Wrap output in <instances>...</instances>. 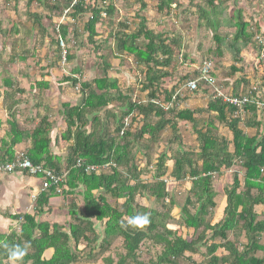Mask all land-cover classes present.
Here are the masks:
<instances>
[{"label": "trees", "instance_id": "trees-1", "mask_svg": "<svg viewBox=\"0 0 264 264\" xmlns=\"http://www.w3.org/2000/svg\"><path fill=\"white\" fill-rule=\"evenodd\" d=\"M74 1L75 5L72 6ZM88 1L93 2L94 6H87ZM137 1L142 9L146 8L144 0ZM215 1L207 0L211 7L210 13L217 15ZM34 2L44 5L50 11H59L57 5L48 7L44 0H29L28 4ZM67 2L68 7H72L73 18L90 13L86 30L90 42L94 43L97 37L96 26L101 23L102 14L112 17L114 8L111 5L103 8L108 0ZM174 4L175 0H159L157 9L159 12H170ZM200 12L201 17L209 21V28L217 31L220 23L216 16L211 20L208 18L209 12L201 9ZM29 18L37 28L42 29V18L39 15L29 14ZM230 20L236 31L228 46L234 52L236 62L240 63L242 49L251 44L252 35L248 32L249 24L242 18L241 11H235ZM58 32L60 41H66L69 27L60 25ZM114 39L119 55L132 57L143 69L142 91L146 92L147 101L134 103L123 97L118 82L111 79L106 71L104 77L90 83L80 84L77 79L64 78L65 82H71L74 87L81 86L82 101L76 106L68 103L62 105L66 129L61 138L68 143V156L63 169L60 167V159L50 150V134L54 123L50 122L49 116H45L34 130L21 129L16 110L21 103L17 95L24 91L15 89L10 80L4 81L5 87L9 89L3 95V109L8 115L9 140L1 141L0 165L14 160V148L17 145L30 142L26 156L34 165H43L57 174L67 171L68 175L59 187L49 188L35 200L34 215L11 217L19 222V233L13 231L9 235H0V264H4L7 258L2 247L4 243L23 244L26 241L31 243V248L25 264H82L83 261L86 264H185L195 261L194 257L199 254L203 260L194 264H264V215L258 211L264 207V132L261 123L256 120L246 122L248 128L256 130L254 136L246 135L240 128L243 121L241 115L255 116L258 107H264V103L258 99L257 91L252 89L244 93L231 89L226 92L222 89L228 98L241 100L247 97L248 103L242 108L215 98L209 100L204 111L179 109L176 101L180 97L176 89L168 92L161 87L163 80L170 78L174 61L172 42H176L169 43L162 34L148 30L144 19L136 33H122L115 35ZM215 39L222 43L217 35ZM140 40H144L142 46L138 45ZM72 59L71 55L65 58L66 61ZM205 63L211 64L209 76L214 78L213 64L205 61L190 77L186 75L183 78L186 93L195 94L200 90L212 94L215 92L213 87L199 80ZM103 64L109 69L106 60ZM231 69L234 74L241 72L235 66ZM194 80L198 81V88L191 92L186 85ZM215 83L217 87L216 80ZM36 87L39 90L43 87L49 89L50 85L40 81ZM115 101H128L125 106L119 107V114L107 110ZM201 112L216 114V122L226 126L231 139L220 137L215 121L204 119L201 116L204 113ZM111 120L115 125L113 130ZM182 123L190 126L197 136L201 163H194L193 152L181 149L172 159L174 166L169 176L166 172L169 159L163 153L158 158V172L154 181L142 182L137 173L141 171L139 162L142 158H148L147 153L143 154L148 148L143 145L147 142L156 143L167 130L171 131L174 141H178ZM2 125L0 121V128ZM78 161L82 162V167H77ZM238 165L243 170V180L239 172L233 174L232 186L225 189L226 207L223 217L217 224L211 225L206 222V218L216 208L213 177H220ZM87 167L105 169L87 173ZM168 178L174 182L191 180L190 193L198 206L191 213L188 206L192 201L188 198L186 206L181 210L183 230L191 233V239H186V233L181 229L174 231L163 227V233L158 234L160 222L156 218H161L160 215L136 204L138 193L144 195L146 192L164 204L169 198L166 190ZM79 189L83 210H78L76 201L70 204L68 216L72 222L68 231L58 224L38 220L51 213L52 198L67 195V198L73 199ZM144 213L150 216V223L143 229L124 226L127 223L126 217ZM96 223L104 227L102 238L96 230ZM208 232L211 237L207 240ZM92 243L95 244L93 249L96 257L90 253L92 249L87 251ZM82 244L85 247L80 248ZM146 244L162 247L155 261L145 263L141 260L139 252ZM202 249H205V253H201ZM49 250H53V255L47 258L45 254ZM110 252L116 255L117 260L107 255Z\"/></svg>", "mask_w": 264, "mask_h": 264}, {"label": "rangeland", "instance_id": "rangeland-1", "mask_svg": "<svg viewBox=\"0 0 264 264\" xmlns=\"http://www.w3.org/2000/svg\"><path fill=\"white\" fill-rule=\"evenodd\" d=\"M44 1L48 7L57 5L59 11H50L37 2L29 5V0H0V116L3 118L6 115L3 109V95L9 89L5 87L4 81L10 80L15 89L24 91L23 94L17 95L21 103L16 108L21 129L34 130L40 119L45 116H49L54 122V128L50 134L52 139L50 150L53 155L57 154L54 156L60 159L62 169L65 168L68 156V143L61 138L66 129L62 105L68 103L76 106L82 101L81 86L74 87L71 82H65L64 78L77 79L80 84L90 83L104 77L106 71L111 79L118 82L123 97L133 100L134 103H146V92L142 91L143 69L132 57L119 55L114 39L115 35L119 36L122 33H136L142 19L148 30L155 34H162L169 43L176 42L174 44L172 42L174 61L170 78L163 80L161 87L168 92L176 89L180 97L176 101L179 109L204 111L209 100L216 98L215 92L212 94L200 90L195 94H189L184 89L183 78L186 75L190 77L205 61H211L213 64L214 78L220 91L224 89L230 92L231 89H235L248 93L253 89L257 91L260 102L264 103V0H216L217 15L210 13L211 7L207 0H175L170 12L158 11L159 0H144L145 9L141 8L137 0H108L103 8L111 5L114 8V14L112 17L106 13L102 14V21L96 26L97 37L94 38V43L90 42L86 30L90 13L73 18V10L72 7H68L67 0ZM87 6L93 7L94 3L88 1ZM200 9L209 12L208 18L211 20L216 16L220 23L217 31L209 28V21L201 17ZM235 11H241L242 18L249 24L248 32L252 35L251 44L242 49L240 63L236 62L235 54L228 46L236 31L230 20ZM29 14H37L42 18V29L33 24ZM60 25L69 27L66 41H60L58 32ZM215 35L222 43L215 39ZM57 43L60 45L58 46ZM143 43L144 40H140L138 45L142 46ZM67 55H71L73 59L66 61ZM104 60L109 64V69L104 66ZM233 66L241 69V72L234 74L231 69ZM40 81H45L50 88L37 89L36 84ZM126 103L128 101L125 103L115 101L107 110L119 114V107L125 106ZM201 116L215 121L217 134L220 137L231 139V133L226 126L216 122V114L205 112ZM241 116L243 121L240 128L246 135L257 134L256 130L246 126L248 120L259 121L264 132V107H258L255 116ZM110 123L113 130L115 125L112 120ZM180 127L178 141H174L171 131L167 130L162 133L160 140L156 143L147 142L143 145L148 148L143 151V154L147 153L148 158H142L139 162L141 171L137 173L142 182L154 181L158 172V158L163 153L167 154L169 159L166 164V172L169 176L174 166L172 159L181 149L185 152H193L194 163L197 165L201 163L198 156L200 150L197 136L190 126L182 123ZM7 129L9 130V127ZM6 133L4 127L0 128V145L3 139L9 140ZM24 144L19 152L27 153L30 142ZM235 172H239L243 180V170L239 165L220 177H213L216 208L211 210L210 216L206 218L207 223L215 225L222 219L226 207L225 189L232 186V176ZM191 188L190 179L174 182L168 178L166 190L169 198L164 204L154 200L148 192H144V195L138 193L136 204L138 207L155 211L160 215L161 218H156V221L160 222L158 234H162L164 228L174 231L183 230L181 210L186 206L187 199L190 198L192 201V204L188 206L191 213H194L198 206L196 199L190 193ZM60 197L63 199L54 202V208L59 210L43 217L42 220L50 221L51 224L58 223L68 231V226L72 222L68 216L70 204L76 201L78 210H83L81 190L79 189L73 195V199L67 198V195ZM23 209L31 210L32 203L25 202ZM258 211L264 215V207ZM103 229V225L96 223V230L101 238ZM10 230L19 233L17 225ZM183 231L186 233V239H191V233ZM206 237L207 240L210 239L211 233L208 232ZM94 245L92 243L87 251L90 252L92 249L90 253L96 257ZM98 245L99 243L96 248ZM83 247L85 245L82 244L80 248ZM161 251L162 247L146 244L139 255L141 260L147 263L150 260L155 261ZM201 253H205V249H202ZM107 255L117 260L116 255L111 252ZM194 259L195 261L185 264L200 263L203 260L201 254L196 255ZM84 262L82 264H86Z\"/></svg>", "mask_w": 264, "mask_h": 264}, {"label": "crops", "instance_id": "crops-1", "mask_svg": "<svg viewBox=\"0 0 264 264\" xmlns=\"http://www.w3.org/2000/svg\"><path fill=\"white\" fill-rule=\"evenodd\" d=\"M5 114L6 115L3 118L0 116V121L3 124L2 127L5 128V133H6L8 131L7 129L8 115L6 112ZM50 122L53 121L51 120ZM23 145L25 144L24 143H22V145L19 144L14 148L15 156L20 151V148ZM54 155L57 154L54 153ZM41 187H42L41 179L29 176L27 173H14L11 175L0 176V235H9L11 233L10 228L13 227L14 225H17L19 230V222L12 220L11 217L15 215H23V214L34 215L35 202H36L35 200L43 193ZM58 199H63V198L55 197L50 200V208H51L50 214H54L55 210H59V208L58 209L54 208V202L57 201ZM28 201L32 203V209L24 210L23 205L25 202L27 204ZM43 217H45V215ZM43 217H41L38 220L42 222H48L46 220H42ZM54 224H58V223H54ZM52 255H53V250H49L45 254L47 258H50Z\"/></svg>", "mask_w": 264, "mask_h": 264}, {"label": "built area", "instance_id": "built-area-1", "mask_svg": "<svg viewBox=\"0 0 264 264\" xmlns=\"http://www.w3.org/2000/svg\"><path fill=\"white\" fill-rule=\"evenodd\" d=\"M211 68L210 63H205V65L202 67V76L199 78V80H202L206 82L208 85L213 87L215 89L216 98H220L225 103H229L230 105H234L238 108H242V106L246 105L248 103L247 97H244L241 100L234 99V98H228L224 95L220 89H218L215 86V79L209 76V71ZM198 81H189L186 85V88L190 90L191 92H194L197 90ZM24 161H29L30 163L28 166H24ZM14 165L12 169H9L7 165ZM77 167H82V162L78 161ZM105 168H98V167H87L85 171L87 173L93 172V171H100ZM14 173H27L29 176L40 178L41 179V188L42 192L48 190L51 187H59L60 184H62L65 180V178L68 175V172L65 171L62 174H57L54 170L48 169L44 167L43 165H34L26 156V153L18 152L12 162H7L5 164L0 165V176L1 175H11Z\"/></svg>", "mask_w": 264, "mask_h": 264}, {"label": "clouds", "instance_id": "clouds-1", "mask_svg": "<svg viewBox=\"0 0 264 264\" xmlns=\"http://www.w3.org/2000/svg\"><path fill=\"white\" fill-rule=\"evenodd\" d=\"M30 162L24 161V166H28ZM9 169L15 167L14 165H7ZM127 223L125 227H131L134 229H143L146 225L150 223V216L147 213L136 214L126 217ZM6 252L7 258L4 264H25V258L27 257L29 250L31 248L30 242H24L23 244H7L2 245Z\"/></svg>", "mask_w": 264, "mask_h": 264}]
</instances>
